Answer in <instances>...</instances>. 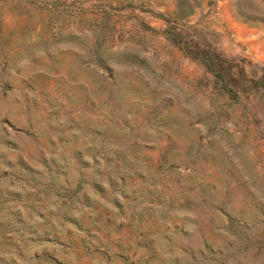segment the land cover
I'll return each mask as SVG.
<instances>
[{
	"label": "rangeland",
	"instance_id": "obj_1",
	"mask_svg": "<svg viewBox=\"0 0 264 264\" xmlns=\"http://www.w3.org/2000/svg\"><path fill=\"white\" fill-rule=\"evenodd\" d=\"M0 264H264V0H0Z\"/></svg>",
	"mask_w": 264,
	"mask_h": 264
}]
</instances>
